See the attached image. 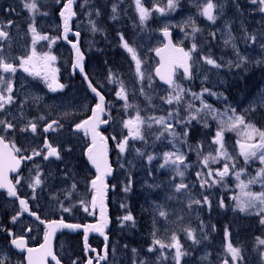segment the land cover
I'll return each mask as SVG.
<instances>
[{"label": "rangeland", "instance_id": "obj_1", "mask_svg": "<svg viewBox=\"0 0 264 264\" xmlns=\"http://www.w3.org/2000/svg\"><path fill=\"white\" fill-rule=\"evenodd\" d=\"M63 1L0 0V135L25 155L39 151L42 124L60 122L48 136L60 156L32 160L13 182L42 217L83 219L94 173L83 159L87 143L71 127L96 102L81 88L72 94L70 51L60 41L56 15ZM250 2L253 25L239 33L230 30L232 19H219L215 0L76 5L73 26L89 48L96 86L106 98L105 134L117 168L110 181L106 264H235L240 258L264 264V251L240 256L238 247L218 237L213 222L229 209L264 219V18L256 19L260 6ZM164 29L192 57L191 75L178 72L170 87L153 76V50L163 43ZM58 61L69 85L63 94ZM2 64L14 69L6 72ZM127 120L135 122V131L125 128ZM240 142L253 147L241 154ZM0 202L9 212L8 230L23 235L30 228L28 241L38 244L42 227L5 195ZM56 251L67 264L79 261L72 235L61 234ZM0 264H24L23 256L0 241Z\"/></svg>", "mask_w": 264, "mask_h": 264}, {"label": "water", "instance_id": "obj_2", "mask_svg": "<svg viewBox=\"0 0 264 264\" xmlns=\"http://www.w3.org/2000/svg\"><path fill=\"white\" fill-rule=\"evenodd\" d=\"M142 1V0H137ZM77 0H66L64 5L57 13L61 22L62 41L68 44L72 52V66L80 70L89 91L96 98L97 103L93 106L90 116L73 127V130L85 132L88 134L89 144L84 150V160L89 169L94 173L92 179L93 196L90 209V215L95 213V220L92 222L78 223L69 222L62 219L44 220L39 218L37 212L29 211L24 198L19 197L15 192L11 177L16 175L22 168V161L29 162L34 156L17 158L14 155L12 148L8 142H5L0 137V193L5 192L7 199L16 200L19 208L25 213V216L37 222L44 229V236L41 242L31 246L28 244L26 236L15 237L12 231L8 232L9 245L11 250L22 255L24 264H64L56 253V242L59 235L65 233L68 235L81 234L82 247L85 260L83 264H105L109 258V231L112 225L109 202V180H111L114 167L110 162L109 143L106 137L102 134L101 129L106 126V121L100 122L104 117L105 97L86 79L82 72V67L85 61V56L78 46V40L68 42L67 37L71 35L78 36L70 28L71 22L76 18L74 7ZM163 44L153 50V56L157 63L153 68V76L163 86H171L175 71L179 70L185 75H190L189 56L183 46L176 45L171 36L169 29L161 32ZM3 70L11 71L12 66H3ZM56 122L51 121L44 127V132L47 133L49 128ZM125 127L128 131H135L136 124L131 120L125 122ZM29 129H33L30 126ZM253 147V144L240 142L238 149L241 154L246 153ZM43 148L46 149V159L57 158L59 153L56 148L49 145L45 139ZM30 233V229H26L25 235ZM92 237H96L102 241L100 250L92 247L89 243ZM99 257L98 260H96ZM178 264V263H177Z\"/></svg>", "mask_w": 264, "mask_h": 264}, {"label": "flooded vegetation", "instance_id": "obj_3", "mask_svg": "<svg viewBox=\"0 0 264 264\" xmlns=\"http://www.w3.org/2000/svg\"><path fill=\"white\" fill-rule=\"evenodd\" d=\"M65 1L66 0H64L63 1V3H62V5L60 6V9H61V7L64 5V3H65ZM218 4H220L221 6H220V8H219V11L217 12V15L219 16V19H227V20H229V18L230 19H232V22H231V27H230V30L234 33H239V32H245L246 30H248V29H250L251 27H252V25H253V23H251L250 22V20H251V18L254 16L253 14L254 13H252L251 12V10H249V8H250V6H252V9H254V4H250L251 2H250V0H215ZM78 2H79V0H77V2H76V4H75V7H76V5L78 4ZM257 4L260 6V8H259V14H257L256 15V19L258 18V17H263L264 18V0H257ZM74 7V8H75ZM59 9V10H60ZM59 12V11H58ZM57 12V13H58ZM57 13H56V15H57ZM75 14H76V12H75ZM57 18H58V16H57ZM78 19V16H77V14H76V18L71 22V26H70V28H71V30L73 31V32H75V33H77L78 34V36H76V35H71V36H68L67 37V41L68 42H74V41H76V40H78V46H79V48H80V50L82 51V53H83V55L85 56V61H84V64H83V67H82V72H83V74H84V76L86 77V79L90 82V84H92L95 88H97L98 90H100L97 86H96V80H95V70L93 71V68H92V66H91V57H90V55H89V48H88V46H84L83 45V43H82V33L79 31V30H76V29H74V26H73V22H75L76 20ZM59 20V19H58ZM15 23V22H14ZM59 23H60V35H59V37H60V41H61V43L62 44H64L65 46H67V48L69 49V51H70V56H71V58H70V61H71V63H70V76H71V83L73 84V85H75L74 86V88H73V91H72V94L73 95H75L77 92H75V89H79V88H81V93H82V95H88V96H90L91 97V99H93L96 103H97V100H96V98L93 96V94L89 91V88H88V86L86 85V82H85V80H84V78L82 77V75H81V73H80V70H78V68L77 67H75L74 69H72L71 68V66H72V52H71V50H70V47L68 46V44H65L63 41H62V36H61V22H60V20H59ZM11 23H8L7 24V26L8 25H10ZM260 24H262L263 26H264V22H260ZM260 27H261V25H257V28L258 29H260ZM4 31L3 30H1L0 29V36L2 37V36H4ZM190 59L192 60V57L190 56ZM60 61H58V64L56 65L55 64V62H54V64H55V66H56V69H57V71H58V73H57V77H58V80L60 81V82H62V84L60 85V89H59V94H63V93H65V92H67L68 91V88H69V85H68V83L67 82H65V80H64V78H63V73H64V68H63V66L59 63ZM3 66H12V70L14 69V66L12 65V64H10V65H5V64H2L1 65V69H2V67ZM3 70V69H2ZM11 70V71H12ZM5 71V70H4ZM7 72V71H6ZM10 72V71H9ZM248 77V76H247ZM247 77H245V78H247ZM250 79L251 78H247V79H245V81L246 82H248V81H250ZM100 92H102L101 90H100ZM103 94V93H102ZM105 96V95H104ZM95 105V104H94ZM94 105H92L91 106V108L89 109V111L82 117V118H80L81 120H79V122H77L75 125H73L72 127H71V131L72 132H74V133H79V134H81L82 136H83V138L85 139V141H86V143H87V145L89 144V139H88V134L87 133H85V132H78V131H76V130H73V127L74 126H76L77 124H79V123H81L82 121H84L85 119H87L89 116H90V114H91V110H92V108H93V106ZM105 115V114H104ZM51 121H55L56 123L54 124V125H52L50 128H49V130H48V132L47 133H45L44 132V127H45V125L47 124V123H49V122H51ZM104 121H106V126L103 128V130L101 129V128H99L100 130H101V132H102V134L106 137V138H108L107 137V135L105 134V130L109 127V124H110V121L108 120V118H106V117H103V118H101V120H100V122H104ZM60 122L57 120V119H50L49 121H47L45 124H42L37 130H39L40 132H42V134H43V137H42V144H41V147H40V149H39V151H31V153H29L28 154V150H25L24 152L27 154H20V152H19V150L17 149V145L16 144H12V143H10V142H8V141H6L3 137V140L4 141H6V142H8L9 144H10V147L13 149V151H14V155L17 157V158H20V157H29V156H34V158H33V160H35V159H39V158H41L42 156H44V159H45V161H47V160H49V159H46V149L45 148H43V146H44V141H45V139H47L48 140V143H49V145H51L50 144V142H49V132H50V129L51 128H53V127H55V126H57L58 124H59ZM30 126H32L33 127V129L31 130V129H29L30 128ZM11 128H13V127H11V126H7V129H11ZM35 125L34 124H30L29 126H28V129L30 130V131H35ZM36 130V131H37ZM20 136H21V133L19 132V136H17L16 137V139L18 140V142L20 143L21 141H20ZM0 137H1V135H0ZM109 139V138H108ZM87 145H86V147H87ZM52 146V145H51ZM52 147H54V146H52ZM85 147V148H86ZM55 148H57V147H55ZM28 151V152H27ZM43 153H44V155H43ZM83 159H84V154H83ZM24 161V160H23ZM32 161V160H31ZM30 162V161H29ZM21 171H19L17 174H19ZM15 177V176H14ZM12 184H14V182L12 183ZM15 185V184H14ZM13 185V186H14ZM14 189L15 190H17V189H19V188H16L15 186H14ZM17 194H18V196L19 197H22V198H24V200H25V203L27 204V207H28V209H29V211H32V212H36L33 208H32V206H31V204L27 201V199L24 197V196H22L21 195V193L19 192V190H17ZM1 195H6V193H0ZM10 201H13V202H15L16 203V206L19 208V206L17 205V202H16V200H10ZM20 209V208H19ZM21 210V209H20ZM21 212H23L22 210H21ZM24 213V212H23ZM25 214V213H24ZM38 214H39V218H41V219H44V220H47L46 218H44V217H42L41 216V214L38 212ZM26 217V216H25ZM32 220V219H31ZM33 221V220H32ZM85 222V221H84ZM34 223H36L37 225H39L40 227H41V225L40 224H38L37 222H34ZM30 229V228H29ZM25 231H26V229H25ZM25 231H24V233H23V235H17V234H15V231L13 230L12 232L14 233V236L15 237H18V236H27V238H28V236H29V234L28 235H25ZM30 232H31V229H30ZM41 242V241H40ZM39 242V243H40ZM8 243H9V237H8ZM38 243V244H39ZM28 244L29 245H31V246H34V245H37V244H30V242L28 241ZM101 246V245H100ZM98 247V250H100V248L101 247ZM56 253H57V251H56ZM99 259V257L96 259V260H98ZM23 261H24V259H23ZM62 262H64V261H62ZM64 264H67L66 262H64ZM74 264H76V262L74 263Z\"/></svg>", "mask_w": 264, "mask_h": 264}, {"label": "trees", "instance_id": "obj_4", "mask_svg": "<svg viewBox=\"0 0 264 264\" xmlns=\"http://www.w3.org/2000/svg\"><path fill=\"white\" fill-rule=\"evenodd\" d=\"M106 9L107 8L105 7L102 8V13L105 15V17L107 13ZM110 161L112 165L114 166L111 156H110ZM114 168H115V172L113 174L112 180L114 179L116 171H117V168L115 166ZM110 207H112V205H110ZM130 208L133 211L135 210L134 209L135 207H130ZM8 213L9 212L4 209L3 203L0 202V228H1L0 229L1 230L0 231V241L7 243V248H8L9 253L14 255L15 253L11 252L12 250L8 243V232L11 231V230H8L10 228L7 222ZM134 214L137 215L138 211H135ZM93 219H94L93 214L91 216L87 214V216H85V218L83 219L64 218V220L66 221L80 222V223H83L84 221L91 222L93 221ZM213 222L218 231V235H219L218 237L221 240L223 238H226L227 242L233 248L238 247L241 252L240 256H243L242 255L243 251L252 252L254 254V257H255V253L256 255H259L261 251H264V219L261 216L252 215L251 213L240 212L238 210L231 211L229 209L227 212H224L220 215H216V217H214L213 219ZM72 236L76 238L77 243L80 245V249H81V253H79V261H76V264H82L85 257L83 255L82 240H80L81 235L76 234ZM131 237L133 236L131 235ZM110 241H111V235H110ZM122 242L131 244V245L135 244V243H132L134 241H122ZM89 243L91 246L98 248L102 242L98 238H91ZM246 261L247 260L245 258L244 259L240 258V260L236 262L235 264H246Z\"/></svg>", "mask_w": 264, "mask_h": 264}]
</instances>
